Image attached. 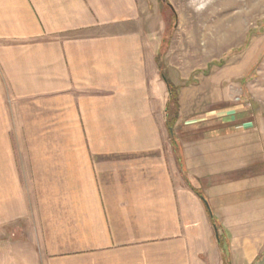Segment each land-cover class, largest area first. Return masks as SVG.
Wrapping results in <instances>:
<instances>
[{"label":"crops","instance_id":"1","mask_svg":"<svg viewBox=\"0 0 264 264\" xmlns=\"http://www.w3.org/2000/svg\"><path fill=\"white\" fill-rule=\"evenodd\" d=\"M142 24L136 0H0V264H221L192 186L225 230L245 208L264 222L250 114L180 112L169 132Z\"/></svg>","mask_w":264,"mask_h":264},{"label":"rangeland","instance_id":"2","mask_svg":"<svg viewBox=\"0 0 264 264\" xmlns=\"http://www.w3.org/2000/svg\"><path fill=\"white\" fill-rule=\"evenodd\" d=\"M136 3L151 46H159L157 81L153 82L152 76L151 92L167 97L164 79L171 81L177 87L180 112L185 117L242 106L254 125L252 138L247 141L255 144V159H264V0ZM252 210L245 208L246 219L235 217L230 221L231 229L225 230L226 238L232 233L239 236L231 264H255L264 255L263 243L253 261L241 259L240 235L247 233L251 240H264V222L252 219L262 213ZM219 263L209 260V264Z\"/></svg>","mask_w":264,"mask_h":264},{"label":"trees","instance_id":"3","mask_svg":"<svg viewBox=\"0 0 264 264\" xmlns=\"http://www.w3.org/2000/svg\"><path fill=\"white\" fill-rule=\"evenodd\" d=\"M163 2L165 0H162ZM170 7V4L168 2H165ZM172 10V9H171ZM173 12V10H172ZM174 19H176V16L173 12ZM167 90H168V96L167 101L165 104V125L169 132L172 133V129L177 125V120L180 115V106H179V100H178V91L177 87L174 86L168 79H165ZM171 140L172 135L170 134ZM195 193H197L205 202L207 206V212L209 215V220L211 222V225L213 227V231L215 234V237L218 241L219 248L222 252V262L223 264H231V258H230V252H229V238H226V232L223 228L221 222L214 216L211 208L209 207L208 201L206 197L203 195L201 191L198 189H195L193 186Z\"/></svg>","mask_w":264,"mask_h":264},{"label":"water","instance_id":"4","mask_svg":"<svg viewBox=\"0 0 264 264\" xmlns=\"http://www.w3.org/2000/svg\"><path fill=\"white\" fill-rule=\"evenodd\" d=\"M255 264H264V255Z\"/></svg>","mask_w":264,"mask_h":264}]
</instances>
